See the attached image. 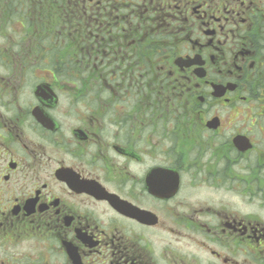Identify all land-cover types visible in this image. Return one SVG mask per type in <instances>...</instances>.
<instances>
[{
  "label": "flooded vegetation",
  "instance_id": "obj_1",
  "mask_svg": "<svg viewBox=\"0 0 264 264\" xmlns=\"http://www.w3.org/2000/svg\"><path fill=\"white\" fill-rule=\"evenodd\" d=\"M0 264H264V0H0Z\"/></svg>",
  "mask_w": 264,
  "mask_h": 264
}]
</instances>
